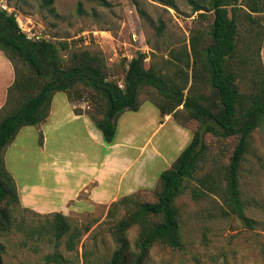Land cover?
Returning <instances> with one entry per match:
<instances>
[{
  "label": "trees",
  "instance_id": "trees-1",
  "mask_svg": "<svg viewBox=\"0 0 264 264\" xmlns=\"http://www.w3.org/2000/svg\"><path fill=\"white\" fill-rule=\"evenodd\" d=\"M85 1L110 5L107 0ZM145 1L131 0L153 24ZM153 1L165 9H178L176 0ZM186 1L190 13L198 18L212 15L207 29L193 26L188 44H175L164 55L152 52L147 64V54L138 51L128 60L123 58L115 70L99 51L71 49L67 40L28 36L15 14L0 8V51L14 73L0 107V264H5L1 237L15 231L52 245L43 264H146L156 242L183 248L181 209L176 200L187 191L195 200L209 194L219 196L221 215L232 214L246 227H254L245 212L239 171L253 132L264 124V67L259 54L263 30L251 14L264 12V0ZM53 2L41 0L56 15ZM81 5L79 1L78 11ZM157 21L154 29L160 34L164 24L160 18ZM116 72L120 78H111ZM57 92L65 93L71 102H88L87 115L107 144L114 140L120 115L137 111L143 98L160 115L170 114L178 125L191 130L190 141L160 172L153 189L140 188L108 206L106 218L113 219L109 231L115 248L104 261L95 255L96 246L78 250L91 222L77 224L59 211L40 214L22 206L3 158L22 127L46 120ZM210 138L217 142V150L212 149L215 143ZM229 139L234 140L231 146L220 145ZM206 166L209 169L203 171ZM119 212L122 215L116 218ZM24 213L42 218L26 219ZM132 226L138 229L133 248L127 236ZM192 259L205 264L196 255Z\"/></svg>",
  "mask_w": 264,
  "mask_h": 264
},
{
  "label": "rangeland",
  "instance_id": "rangeland-1",
  "mask_svg": "<svg viewBox=\"0 0 264 264\" xmlns=\"http://www.w3.org/2000/svg\"><path fill=\"white\" fill-rule=\"evenodd\" d=\"M79 1L82 2L80 11L77 10ZM107 1L110 4L108 7L85 0H54L56 15L51 14L41 4V0H0V8L6 7L8 11L13 12L22 30L30 37H44L54 42L67 40L71 49L80 47L101 52L111 70H115L123 58L128 60L138 51L147 54L145 59L147 64L152 52L164 55L165 50L175 44H188V36L193 26L207 29L212 21L211 14L204 19L198 18L196 13L191 14L186 0H176L178 5L176 10L170 7L165 9L160 5H154L156 2L153 0H146L145 9L151 16L153 24L139 14L131 0ZM251 14L259 19L263 30L259 54L264 67V12ZM158 18L164 24L160 34L154 29ZM245 25L246 28L250 27L248 21ZM111 78L119 79L120 74L116 72ZM56 94L65 96L74 113H84L89 118L87 115L89 104L86 100L71 102L65 93ZM147 105L158 111L151 101L143 98L141 107ZM165 116L160 115L158 111L153 134L148 140L139 137L140 145L154 146L156 151L163 152L165 160L162 166L155 167L152 186L144 185L136 190L153 189L160 172L168 168L183 149H178L182 140L175 146L173 144L176 138L183 137L181 129L187 134L188 142L191 139L190 129L178 125L171 115L169 123L164 121ZM91 123L93 124L92 121ZM173 124L180 128L177 134ZM34 139L38 144V141L41 143L43 136L39 134L37 138L29 139L22 138V135L15 137L3 153L4 161L7 154L9 168L7 169L20 184L24 181L34 182L40 177L34 162L37 156L34 150L36 147L33 146ZM210 140L215 143L211 144L212 149L217 150V146H214L217 142L212 138ZM233 142V139H229L219 143L231 146ZM60 158L63 157L58 156V159ZM208 169L209 166H206L203 171ZM239 177L242 197L247 204L245 212L254 220L253 228L246 227L232 214L221 215L219 206L222 200L219 196L209 194L195 200L187 191L176 200L181 209L183 248L179 250L156 242L149 252L146 264H195L193 255L199 257L205 264H264V124L253 132L249 151L240 167ZM86 198L88 197L84 190L77 196V199ZM73 201L68 202V207ZM90 205L88 211L70 209L66 216L77 224L91 222L90 231L84 233L77 247L81 252L83 249L88 251L96 246L95 255L104 261L115 248L109 231L113 219L106 218L110 204L92 202ZM23 215L26 219L32 218L35 221L42 218L30 213ZM121 215L122 212H119L116 218ZM137 232V226H132L127 231L131 248L134 247ZM1 239L5 244L3 254L5 264H43V256L52 250L51 244L43 240L26 239L22 232L15 231L2 236ZM61 249L63 250L62 247Z\"/></svg>",
  "mask_w": 264,
  "mask_h": 264
},
{
  "label": "crops",
  "instance_id": "crops-1",
  "mask_svg": "<svg viewBox=\"0 0 264 264\" xmlns=\"http://www.w3.org/2000/svg\"><path fill=\"white\" fill-rule=\"evenodd\" d=\"M13 77L12 65L0 51V107ZM157 117L158 111L149 105L122 113L114 140L107 144L84 113H74L65 96L55 93L46 120L22 127L16 136L25 139L43 136L41 143L33 140L39 179L20 184L14 178L22 206L40 214L59 211L66 215L70 209L88 211L92 202L109 205L140 186H152L155 167L162 166L164 155L154 146L140 145L139 137L149 139ZM165 117L164 121L169 123L171 116ZM174 127L177 134L180 128ZM181 131L183 137L173 143L175 146L182 140L180 150L189 139ZM5 162L7 166V154ZM82 190L88 198L77 199ZM71 200L74 201L68 207Z\"/></svg>",
  "mask_w": 264,
  "mask_h": 264
},
{
  "label": "built area",
  "instance_id": "built-area-1",
  "mask_svg": "<svg viewBox=\"0 0 264 264\" xmlns=\"http://www.w3.org/2000/svg\"><path fill=\"white\" fill-rule=\"evenodd\" d=\"M4 8H6V7H4ZM7 9V8H6ZM22 29V28H21ZM24 31V30H23ZM26 33V32H25ZM29 36V35H28ZM38 37V36H37Z\"/></svg>",
  "mask_w": 264,
  "mask_h": 264
}]
</instances>
